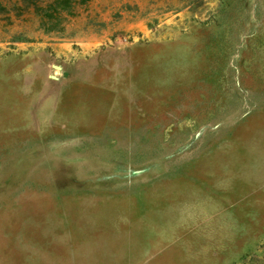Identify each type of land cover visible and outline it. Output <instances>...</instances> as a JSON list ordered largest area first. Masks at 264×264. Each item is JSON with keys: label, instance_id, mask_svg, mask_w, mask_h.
Returning <instances> with one entry per match:
<instances>
[{"label": "rangeland", "instance_id": "obj_1", "mask_svg": "<svg viewBox=\"0 0 264 264\" xmlns=\"http://www.w3.org/2000/svg\"><path fill=\"white\" fill-rule=\"evenodd\" d=\"M0 14V264H264V0Z\"/></svg>", "mask_w": 264, "mask_h": 264}, {"label": "trees", "instance_id": "obj_2", "mask_svg": "<svg viewBox=\"0 0 264 264\" xmlns=\"http://www.w3.org/2000/svg\"><path fill=\"white\" fill-rule=\"evenodd\" d=\"M87 0H0V14L4 18L8 15H19L23 11H30L37 16L38 24L46 28L57 26L64 18L63 14H72L74 7Z\"/></svg>", "mask_w": 264, "mask_h": 264}]
</instances>
